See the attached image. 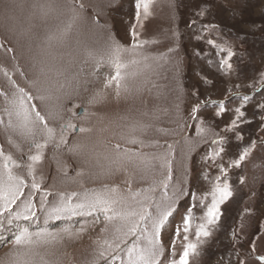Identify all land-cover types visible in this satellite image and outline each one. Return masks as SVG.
<instances>
[{
  "label": "rangeland",
  "instance_id": "rangeland-1",
  "mask_svg": "<svg viewBox=\"0 0 264 264\" xmlns=\"http://www.w3.org/2000/svg\"><path fill=\"white\" fill-rule=\"evenodd\" d=\"M0 264H264V0H0Z\"/></svg>",
  "mask_w": 264,
  "mask_h": 264
}]
</instances>
